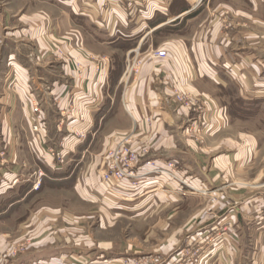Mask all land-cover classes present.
<instances>
[{
    "label": "crops",
    "instance_id": "1",
    "mask_svg": "<svg viewBox=\"0 0 264 264\" xmlns=\"http://www.w3.org/2000/svg\"><path fill=\"white\" fill-rule=\"evenodd\" d=\"M244 2L247 9L243 5ZM150 3H152L150 7L148 4L147 7L151 9L145 12L147 21L142 23L146 25L145 28L149 29V32L140 39L136 49L140 52L146 51L137 54L143 61V66L131 77L126 74V64L136 57L134 49L129 50L125 58L124 70L115 82H112L114 66L110 56L91 53L83 48L84 41L77 34H73V37L60 35L61 25L59 24L56 25L57 36L47 34L48 25L45 17L39 19L43 23L37 21V16L34 14L31 16L24 14L14 19L12 14L0 8L1 28L5 35L3 38L6 40L10 36L14 39L13 44L14 46L17 44V49L22 48L20 44L31 45V42H34L38 44L42 52L46 53L50 50L49 47L55 45L51 43L52 40L62 38L58 43L63 45L66 53H69V58L67 57L63 62L65 64L60 66L56 77L51 81L47 80L51 76L50 70H44L37 76L33 72L34 69L32 70L34 67L30 64L31 60H26L27 64L23 65L20 50L19 55L18 52H14L10 60L8 59L9 63L13 61L12 66L14 64L16 76L15 79H11L12 84L8 92L3 88L5 91L2 94L7 98H3L0 102V254L8 247L5 245V238L14 236L15 232L17 235L24 233V236L32 239L45 236L46 225L50 222L51 209L42 207L37 210L35 200L37 195L46 191L48 180H51L48 176L50 172L62 167L50 155L49 146L45 145L49 138L47 136L50 124L47 112L42 110L43 130L40 133L32 130L35 123L33 104L37 95L44 92L58 101L60 111L68 112L72 107L73 110L76 109L79 113L85 114L86 121L79 122L78 125L87 131L96 125L101 126L103 122L116 125L118 115L123 118L126 128L115 129L107 134L106 149L100 155H92V158H96L91 164L93 168L101 167L106 150L113 146L117 139L134 132L138 143L151 148L152 152L145 161L148 158L151 159L148 161H154L156 169L166 168L167 162H176L178 177L185 183L209 193L213 189L224 192L225 198L220 202L225 207L215 215L211 212L204 213L200 222L204 224L202 227L189 224L188 229L172 231L169 239L166 240L167 244L161 249L162 259L165 262L163 264L174 263L178 258L184 257L187 261L184 264H264V217L260 214L264 204V184L258 183L259 179L264 177V168H257V177L250 186L241 183L245 179H251L249 175L253 170L250 166L253 167L255 163H258L261 154L258 134L249 135L239 130L234 137L224 140L223 148L221 144H217L200 150L197 145V141L203 140L209 144L218 142L219 138H223L222 133L231 125L227 109L217 104L209 94L197 88V85L199 87L203 83L201 81L209 76L204 74V66L199 63L227 61L228 57L233 56L228 50L232 44L228 34L218 32L222 30L220 26L223 25L220 22L221 16L225 17L226 14L229 16L226 18L229 21L228 27L227 25L224 27L226 31L238 28L241 24L238 22L240 16L252 19V30L264 29V0H221L218 4L210 3L204 6L200 5V0H151ZM62 5L56 8L61 12L66 23L67 20H72L71 16L75 11ZM47 10L51 14V8ZM201 12L205 16H202ZM9 16L14 20L11 17V19L7 18ZM70 22L75 25L73 21ZM19 24L18 27H12L14 32H9L7 25ZM118 24L116 21L113 22L112 18L107 23L109 28L112 26L111 28L115 30L111 40L101 45H105L108 50L110 48L116 50L114 46L117 44L115 36ZM183 24L185 27L181 30H187V32L193 30L195 33L192 32L186 37L172 32L167 42L159 48H154L146 40L149 34L162 29L167 30L168 27L180 28ZM204 33L206 36H203ZM251 36L252 39L248 41L254 45L256 40H259V35L253 33ZM238 42L244 44V39L241 38ZM147 45L148 49L144 50L143 47ZM159 49L169 53V59L163 63L150 56L151 51ZM202 50L203 52H200ZM262 56L256 49H252L247 54L240 49L237 55L232 57L236 61L251 60L253 68L250 71L251 87L256 89L254 93L257 94L260 92V70L256 62H260L263 59ZM78 65L85 69L82 76H79L76 71ZM173 72L189 99L204 108L202 114L204 127L201 133L193 134L191 138L185 135L184 130L190 124L191 116L198 117L199 114L196 112L197 108H193L191 112L175 103L173 88L178 84L174 80ZM213 73L214 77L218 75L216 71ZM240 74L242 82L244 77L249 75L243 71ZM239 92L242 95V91ZM9 93L11 96L8 95ZM62 114L66 115L63 112ZM119 124L121 125V122ZM14 127H17L18 131L14 130ZM16 132L17 138H15ZM25 136L30 147L27 155L13 148V144L19 146ZM245 142H248L247 145H244ZM67 152L69 151H65V156H76L74 151ZM81 154H86V151L80 152ZM80 155L77 153V156ZM153 170L155 169L143 164L141 172L145 174V177L142 179L144 185L141 189L148 190L149 186L154 185L150 192L161 190V196H166L156 199L157 202L160 200L162 205L168 206L180 204L186 198L180 196V191L185 189V186L172 181L165 175L153 173ZM40 171L44 173L41 179L38 176ZM39 180H41V186L37 189L35 185ZM204 200L211 203V199L204 198ZM31 205L34 208L29 211ZM24 213H28L26 220L19 218ZM17 216L20 221L17 228L11 230L10 234L4 232V225L8 222H16ZM176 217L177 214H173L169 219ZM196 220L194 217L188 221L192 223ZM212 220H215L217 224L222 221H231L233 224L228 228H217V230L211 227ZM26 221L27 225L23 226ZM246 222H252V229L244 230ZM185 237H187L186 243L183 240ZM246 237H251L249 250L252 256L249 255V257H245ZM50 241V238L47 241L45 239V243L33 245L30 249L32 248L31 251L34 252L33 248H43ZM193 252L195 253L194 261L189 255H193ZM65 257L61 254L58 258L51 257L40 261L26 259L17 262H3L0 259V264H68Z\"/></svg>",
    "mask_w": 264,
    "mask_h": 264
},
{
    "label": "rangeland",
    "instance_id": "2",
    "mask_svg": "<svg viewBox=\"0 0 264 264\" xmlns=\"http://www.w3.org/2000/svg\"><path fill=\"white\" fill-rule=\"evenodd\" d=\"M219 1L221 0H211L210 2L209 0H200V5L204 6L210 3L214 5L218 4ZM150 2L151 0H0V8L12 14L14 19L24 14L27 16L34 14L37 16V21L43 23L39 19L45 17V22L48 25L47 34L57 36L56 25L58 24L61 25L60 35L73 37V34H77L84 41L83 48L91 53L104 54L105 57L110 56L114 66L112 82H115L124 70L125 58L129 50L134 49V53L137 52V54L146 52H140L136 49L140 39L149 32V29L145 28L146 25L142 23L147 21L145 12L148 9L147 4L149 7L152 4ZM50 4L51 6H49ZM59 5H65L69 10L73 9L75 11V13L73 12L74 16H71L72 20L69 19L75 25L68 20L66 23L64 22L61 12L56 8ZM243 5L247 9L245 2ZM49 7L52 11L51 14L47 12ZM202 12V16H205ZM10 17L7 18L11 19L12 17ZM213 17L215 18V16ZM227 17H229L227 14L225 17L221 16L220 22L223 25L220 26L222 30L218 32L228 34L230 42H232L228 47L231 54L236 56L237 51H240V49H243L245 54L252 51V49H256L263 55V59L256 62L260 70V92L259 94L254 93L256 89L251 87L250 71L253 69L251 60L236 61L232 56L228 57L227 61L199 63V65L204 66V74L209 76H206L201 81L203 83L199 87L197 85V88L209 94L217 104L227 109L231 125L222 133L223 138H219L218 142L214 141L209 144L203 140L197 141V145L200 150L208 149V147L217 144H221L223 148L224 140L234 137L239 130L249 135L252 133L258 134L261 152L258 163H255L253 167L250 166L253 170L249 175L251 179H245L241 182L250 186L251 182L257 177V168H264V29L252 30V19L240 16L238 22L241 24L238 28L226 31L224 27L225 25L228 27L229 22L226 19ZM60 18L62 19L60 20ZM110 18L113 22L119 23L115 36V39H117V44L114 46L116 50L111 48L108 50L105 45L101 46L103 43L110 41L115 34V30L111 28L112 26L110 28L107 26ZM1 25L0 22V102L3 98H7L6 95L3 96L2 94L5 91L3 88L8 92V88L12 84L11 79H15L16 76L12 59V62H8L10 56L15 54L14 52H18L19 55L20 50L23 65L27 64L26 60H31L30 64L34 67L32 70L34 69L33 72L37 76L44 70H50L51 76L47 78L48 81L56 77L60 66L62 67L65 64L63 62L69 54L66 53L63 45L58 43L62 38L52 40L51 43L55 45L49 47L50 50L46 53H44L45 51L42 52L38 44H34V42H31V45L20 44L22 48L17 49V44L14 46V39L10 36L4 40L5 35ZM7 26L9 32H14L12 27H18L20 24ZM183 27H185V24L181 25L180 28L168 27L167 30L162 29L146 36V40L154 48H159L164 42H167L168 37L173 34L172 32L186 37L192 32L195 33L193 30L188 31L189 33L187 30H181ZM253 33L259 35V40H256L254 45L248 41L252 39L251 35ZM203 36H206V34L204 33ZM241 38L244 39V44L238 42ZM148 47V45L144 46L143 49L147 50ZM200 52H203V50ZM208 52L211 53L210 47ZM13 60L15 61V59ZM213 71L217 72L216 77H214ZM241 71L245 74L249 73L244 77L243 82ZM239 91H242V95ZM8 95L11 96V93ZM35 101L39 104L41 111L47 112L48 122H50L48 125L49 135L47 136L49 138L45 145L55 151H74L76 156H65L64 164L61 166L62 169L49 171L48 176L51 180H48L49 184L45 187L46 191L36 196L37 210L42 207L51 209L49 212L50 222L46 225L47 232L45 236L32 239L24 236V233H22L23 235H17V232H15L14 236L12 235L8 239L5 238V245L8 247L0 254V259L3 262H17L26 259L40 261L51 257L58 258L62 254V256H66L65 261L68 264H163L165 262L162 259L161 249L163 245L167 244L166 240L169 239L172 231L188 229L195 224L197 227L198 225L202 227L204 224H200V222L204 213L209 214L211 212L215 215L225 207L220 202L225 198L224 192L220 189H213L209 193L206 190H198L194 186H192L193 190L185 187L180 191V196L186 197L185 201L182 200L180 204L170 206L162 205L160 200L157 202L156 199H162L166 196H161V190L150 192L154 185L143 191L141 187L144 184L141 179L137 180L138 185H135L136 181L133 182L132 180L131 185L117 187L118 189L113 190L114 192L107 190L100 178L101 167L95 169L91 165L96 159L92 158V155H100L106 149L105 137L107 134L115 129L126 128V125L123 124V118L118 115L116 125L103 122L101 126L96 125L89 128L88 131L84 129L86 131L84 138L77 139L80 129H82L78 125L82 113H79L76 109L73 110L72 107L69 108L68 112L65 110L60 111L58 101H55L54 97L44 92H40ZM41 104H43L42 107ZM62 112L66 115H63ZM119 122H121V125ZM187 128L188 126L184 130L185 135L191 138L192 134L187 132ZM14 130L18 131V128L14 127ZM15 135V138H17L18 133L16 132ZM25 135L28 136L26 133ZM26 136L24 140L20 141L19 146L13 144V148L15 150L19 149L24 155L30 152ZM247 143L245 142L244 145H247ZM85 151L86 154L80 155V152ZM77 153L80 156H77ZM83 155L85 156L83 157ZM148 160L151 159L148 158ZM80 161L82 162L80 163ZM258 183L264 184V177L260 178ZM204 198L211 199V203L209 204ZM32 205L29 211L33 210ZM250 209H252L251 206ZM261 210L260 214L264 217V204ZM173 214H177V217L170 220L169 218ZM22 215V217H16V222L5 224L4 232L10 234L11 230L17 228L20 223L19 218L27 219L28 213ZM194 217L197 220L190 223L188 220L194 219ZM212 221L211 227L216 229L228 228L233 224L231 221H222L219 224L215 220ZM246 223L244 230L252 229V222ZM189 224L190 226L187 227ZM26 225L27 221L23 226ZM49 238L51 241L47 242V245L43 248H33L34 252L31 251L32 248L30 249V247L45 243V239L47 241ZM249 238L246 237L244 241L246 246L245 257L252 256L249 250L251 245ZM183 240L186 243L187 237ZM43 250L44 252H39ZM189 255L192 256V261H194L195 253ZM186 262L185 257L175 260L177 264Z\"/></svg>",
    "mask_w": 264,
    "mask_h": 264
},
{
    "label": "built area",
    "instance_id": "3",
    "mask_svg": "<svg viewBox=\"0 0 264 264\" xmlns=\"http://www.w3.org/2000/svg\"><path fill=\"white\" fill-rule=\"evenodd\" d=\"M202 1V0H201ZM150 56L158 62H165L169 59V53L165 50H153L150 52ZM143 61L140 60L137 56L128 61L126 74L129 77L132 74H137L138 71L142 68ZM76 71L79 76H82L85 72V69L78 65ZM174 73V72H173ZM174 80L178 84L177 77L175 73L173 74ZM174 91V101L176 104L183 106L192 112L193 108H197L196 112L199 114L198 117H192L190 120V124L188 125L187 132L193 134L201 133L202 128L204 127V123L202 120V114L204 113V108L202 105H199L196 102H193L189 99L188 95L185 93L184 89L178 84L173 88ZM33 113L35 115L34 125L32 127L33 132L40 133L44 128V122L42 119V111L39 104L35 101L33 104ZM80 122L86 121L85 114L81 115L79 119ZM84 129H80V133L77 136L78 138H84ZM63 146V145H62ZM151 148L138 143L136 139V134L133 132L131 134L124 135L123 137L117 139V142L108 148L105 152L103 157V162L101 163V170H100V178L103 185L109 191H113L118 189L117 187H123L127 185H131V181L135 182V185H138L137 180L144 178L145 174L142 173V166L146 158L151 154ZM50 155L55 159V161L60 165L63 166L64 159H65V151H55L49 149ZM145 165L152 167L153 173H158L160 176L165 175L170 178L174 182L181 183L185 187L190 190H193L192 186L188 183L182 181L177 174L178 168L176 162H167L166 168L164 169H156V163L154 161H146ZM39 178L41 179L44 176L42 171L38 174ZM41 180H39L35 188H40ZM114 192V191H113ZM170 264V263H169ZM177 264V263H171Z\"/></svg>",
    "mask_w": 264,
    "mask_h": 264
}]
</instances>
